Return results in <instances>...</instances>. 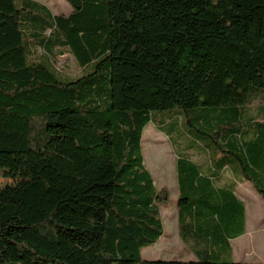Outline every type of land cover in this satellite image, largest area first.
Wrapping results in <instances>:
<instances>
[{
    "label": "trees",
    "instance_id": "16d2710c",
    "mask_svg": "<svg viewBox=\"0 0 264 264\" xmlns=\"http://www.w3.org/2000/svg\"><path fill=\"white\" fill-rule=\"evenodd\" d=\"M0 0V264L233 261L237 196L264 201V0ZM69 54L80 75L57 66ZM175 143L178 226L196 260H145L169 201L145 166ZM194 155L202 157L195 160ZM222 173L233 182L224 187Z\"/></svg>",
    "mask_w": 264,
    "mask_h": 264
},
{
    "label": "rangeland",
    "instance_id": "374dc122",
    "mask_svg": "<svg viewBox=\"0 0 264 264\" xmlns=\"http://www.w3.org/2000/svg\"><path fill=\"white\" fill-rule=\"evenodd\" d=\"M47 6L55 16H68L72 12V7L65 0H34ZM57 66L72 77L80 75L81 69L75 62L72 56L69 54L64 55L58 59ZM252 108L264 109V98L258 99L251 104ZM182 144L177 145L173 139H169L163 135L154 125H150L144 134L143 139V151L145 156V166L153 175L156 186L159 190H167L169 193V201L162 208V217L165 225V233L161 240L146 249L143 250L142 256L145 260H180V261H191L196 260V257L191 252L190 246L182 241L179 235L178 216H177V199H178V180L176 162L177 156L175 150L187 154L189 152L190 139L185 137L181 139ZM195 160H201L202 157L194 155ZM15 182L5 178H0V190L7 185H12ZM240 198L247 203V209L249 210L248 223L252 226L256 225L255 220L261 219L258 227L262 230L261 239L258 236V243L255 244V248L258 253L264 256V201L250 185H246L240 188ZM251 201V202H249ZM258 224V225H259ZM257 225V226H258ZM256 227V226H255ZM252 229V227H251ZM251 232L254 238L255 233ZM250 236L239 239L234 242L235 256L233 257L234 262L244 263H258L260 259L255 257H248L246 259H239L236 256L238 245L243 242H247ZM241 240V241H240ZM250 250V247L248 248ZM264 260V259H263Z\"/></svg>",
    "mask_w": 264,
    "mask_h": 264
},
{
    "label": "crops",
    "instance_id": "0c3cea01",
    "mask_svg": "<svg viewBox=\"0 0 264 264\" xmlns=\"http://www.w3.org/2000/svg\"><path fill=\"white\" fill-rule=\"evenodd\" d=\"M222 176L223 178L221 179L222 182H218L216 183L218 187H224V186H228L231 184V182H233L232 180V176L229 174V173H222ZM178 180V178H177ZM246 185H250L249 183H241L238 185L237 187V190H236V194L237 196L240 198L239 196V191H240V188L243 187V186H246ZM251 186V185H250ZM179 190V189H178ZM255 190V189H254ZM241 199V198H240ZM242 200V199H241ZM243 201V200H242ZM244 202V201H243ZM251 202V201H249ZM245 208H246V233L237 238V239H234V240H231V245H232V249H233V257L235 256V250H234V242L235 241H238L239 239H244L246 238L247 236H250L251 232H254L255 233V236H257V239L256 237L254 238L252 235L250 236L251 238L248 237V241L243 243L241 242L239 245H238V248H237V252H236V256H238L239 259H246L248 257H255L260 263V264H264V256L261 254V253H258V251L256 250L255 248V244H259V245H262L261 243H259V239H258V236L259 238L261 239L262 237V230H259L258 227L260 226L259 222H260V218L259 219H256L255 222H256V227L255 226H252L248 223V216H249V210L247 209V203H245ZM177 216H178V209H177ZM259 224V225H258ZM258 225V226H257ZM252 227V229H251ZM253 233V234H254ZM241 241V240H240ZM264 244V243H263ZM264 246V245H263ZM250 247V250L248 249ZM244 263V262H243Z\"/></svg>",
    "mask_w": 264,
    "mask_h": 264
}]
</instances>
